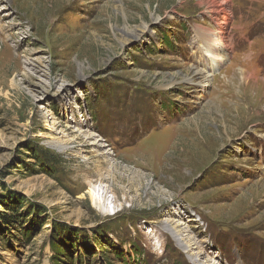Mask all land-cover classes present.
I'll return each mask as SVG.
<instances>
[{"label":"rangeland","instance_id":"obj_1","mask_svg":"<svg viewBox=\"0 0 264 264\" xmlns=\"http://www.w3.org/2000/svg\"><path fill=\"white\" fill-rule=\"evenodd\" d=\"M203 1L0 0V264H192L166 222L264 264V0H227L204 86Z\"/></svg>","mask_w":264,"mask_h":264},{"label":"bare ground","instance_id":"obj_2","mask_svg":"<svg viewBox=\"0 0 264 264\" xmlns=\"http://www.w3.org/2000/svg\"><path fill=\"white\" fill-rule=\"evenodd\" d=\"M207 3H204V2ZM202 3L199 2L198 4L203 5L204 4V13L208 14L210 18L212 19L214 23V30L206 29L204 27H199L196 32L197 41H198V50H201L204 52L203 56L204 58V68L199 72L198 70L195 71L196 76H201L203 86L205 83L207 84V77L210 76L212 68L207 66V62L211 61L212 66H218L221 61L225 60V56L222 53L223 49H228V43L226 34L224 32L225 25H226V18L229 15L228 10V2L227 0H205ZM135 35V34H134ZM133 35V36H134ZM185 82L192 83V80H185ZM77 136L76 138H79L80 136H83L84 139H87L88 141H92L89 145L92 147L101 148L103 147L100 142L101 140L95 139V135H82L83 132L80 130H75ZM70 146L68 143L62 141L59 148L60 151H65L70 149ZM95 149V150H96ZM94 150V148H93ZM110 152H106L105 154H109ZM91 165V164H90ZM111 170L109 169V172ZM88 183V182H87ZM99 183V182H98ZM89 190L87 191V194L89 196V200L91 202V205L99 212L104 214H114L115 208L117 206H114L112 204V196L108 197L106 196L107 192L103 193L104 188L101 186V182L99 185H91L89 184ZM110 193V192H109ZM125 195V194H124ZM115 197V196H114ZM165 221V220H164ZM166 227L168 228L169 232L174 235V238L176 241L181 244V247L183 248L186 253L189 254V258L192 262V264H206L201 261L200 256L203 255L198 250L197 247H191L187 245L188 243H184L183 238L180 236L179 233V224H171L169 222H166ZM196 251V252H195Z\"/></svg>","mask_w":264,"mask_h":264}]
</instances>
